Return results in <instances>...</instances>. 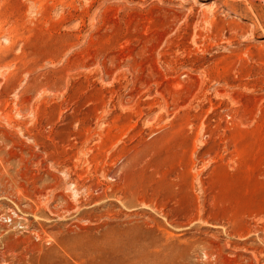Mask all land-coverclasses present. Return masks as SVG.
I'll use <instances>...</instances> for the list:
<instances>
[{"label":"rangeland","instance_id":"374dc122","mask_svg":"<svg viewBox=\"0 0 264 264\" xmlns=\"http://www.w3.org/2000/svg\"><path fill=\"white\" fill-rule=\"evenodd\" d=\"M0 264H264V0H0Z\"/></svg>","mask_w":264,"mask_h":264}]
</instances>
